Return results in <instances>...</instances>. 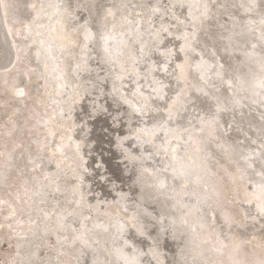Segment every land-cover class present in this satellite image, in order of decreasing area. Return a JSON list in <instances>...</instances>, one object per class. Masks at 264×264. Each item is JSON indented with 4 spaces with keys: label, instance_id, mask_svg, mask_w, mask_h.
Instances as JSON below:
<instances>
[{
    "label": "snow or ice",
    "instance_id": "1",
    "mask_svg": "<svg viewBox=\"0 0 264 264\" xmlns=\"http://www.w3.org/2000/svg\"><path fill=\"white\" fill-rule=\"evenodd\" d=\"M24 9L13 95L52 108L5 123L0 264H264V0Z\"/></svg>",
    "mask_w": 264,
    "mask_h": 264
},
{
    "label": "bare ground",
    "instance_id": "2",
    "mask_svg": "<svg viewBox=\"0 0 264 264\" xmlns=\"http://www.w3.org/2000/svg\"><path fill=\"white\" fill-rule=\"evenodd\" d=\"M25 2H40V0H17V3L19 5V8L16 12H13V16H17L19 18H23L24 15H20V13L22 14L23 11H25L24 9V4ZM45 2H47V0H45ZM54 2V0H53ZM113 2L118 3L119 0H114ZM15 11V10H14ZM12 16V18H13ZM8 27H12L13 28V34H9L7 29ZM257 27H259V25H257ZM18 25H14V24H7V26L5 25V22L3 20V14L2 11H0V43H1V47H0V69H7L9 70L10 68H12V65L15 64L16 62V52H15V48L12 46V42L15 40L18 46H22L21 41L18 39V37L14 34L17 31ZM22 53V52H21ZM2 54V55H1ZM20 54V53H19ZM28 55H30L33 59V63L28 64V65H22L21 67H17L16 68V73L18 74L17 76L20 77L19 83L16 84H4V90L7 92V94L9 95L11 93V96H7V98H12L14 101L20 103L18 101V98H16L13 95V89L15 86L19 85V86H24V83L27 82L28 76L25 75V73L28 72V68L32 67L35 68L36 67V62H35V57L32 54L31 51L27 52ZM23 52V55H27ZM28 75H30L32 77L31 80V89L32 91H28L30 90L29 88H26V91L29 92V97L27 98V100L25 101L27 107V112H31L30 109H33L34 107H36L33 104V100L36 99L37 97H39L44 104H46L48 106L49 111H51L50 108V103H49V97L46 95H41L37 92V84L40 83V81L37 79V74L35 73H28ZM29 86V84H28ZM27 86V87H28ZM5 102L4 100H0V103ZM37 111L42 112L43 111V107H37L36 108ZM37 119H39V117H37ZM94 126V132L92 133L93 135V139H97V138H101L102 137V133H103V129L107 127V125L105 124L103 119L98 120L97 122L93 123ZM75 133H73L74 138L77 137L79 134L77 133V131H75ZM3 136L4 138L5 135H1L0 137ZM110 187V186H109ZM108 211L111 213L112 210L108 209ZM258 226V225H257ZM250 232H259V229L256 228L255 230L253 229H249Z\"/></svg>",
    "mask_w": 264,
    "mask_h": 264
},
{
    "label": "rangeland",
    "instance_id": "3",
    "mask_svg": "<svg viewBox=\"0 0 264 264\" xmlns=\"http://www.w3.org/2000/svg\"><path fill=\"white\" fill-rule=\"evenodd\" d=\"M114 0H107L108 3H112ZM13 4H16L18 5L17 3V0H12ZM19 6V5H18ZM19 8V7H18ZM17 9H14L12 11L9 12V17H8V21H7V24H13V19H14V16H13V12H16ZM25 14V11H23V13L20 15H24ZM13 16V18H12ZM19 16V15H17ZM0 47H1V43H0ZM15 52H16V56H17V49L15 48ZM20 55V60L15 62V68H10L9 70H6V69H0V100H4L5 102H2L0 103V134L1 135H4V132H5V123L7 121V118L8 116L12 115L14 112H16L17 109H19V114L13 116V119H23L24 116L23 114L25 112H27V109L28 108H25L21 105V103H18L14 100L16 99H12V98H7V96H11V93L8 95L7 92L3 89L4 88V84H16V83H19V80H20V77H18L17 73H16V68L17 67H21L22 65H28V64H31L33 63V59L30 55H23V52L19 54ZM40 84V83H39ZM35 85L38 87V85ZM29 88L30 90L28 91H32L31 89V84H29V86L27 87ZM48 91L51 92L52 89L51 87L49 86L48 88ZM39 94L41 95H44L43 94V89L41 88V90L38 92ZM58 107V106H57ZM50 108H52V105L50 104ZM32 109H30L31 111ZM39 112V111H38ZM90 127H92V132L89 133V138L90 139H93V135L92 133L94 132V126H93V123L90 125ZM77 133L80 135V131L79 129L76 130ZM76 134V132H75ZM77 135V134H76ZM78 135V136H79ZM102 136H103V133H102ZM5 139L3 136L0 137V145H2L4 142H5ZM94 140V139H93ZM105 147H108V145L105 143L104 145ZM93 155H96V153L94 152ZM91 162V160L89 161ZM95 187V185H93ZM97 191H101V189L97 188ZM0 194H2V189H0ZM109 200L112 199V197H108ZM112 210V208H109ZM256 228L259 229V226H257ZM252 234L256 235L257 238H259V232H252ZM242 239H246L245 237H241ZM246 247H249L251 248V245H246Z\"/></svg>",
    "mask_w": 264,
    "mask_h": 264
},
{
    "label": "water",
    "instance_id": "4",
    "mask_svg": "<svg viewBox=\"0 0 264 264\" xmlns=\"http://www.w3.org/2000/svg\"><path fill=\"white\" fill-rule=\"evenodd\" d=\"M2 55V54H1Z\"/></svg>",
    "mask_w": 264,
    "mask_h": 264
}]
</instances>
